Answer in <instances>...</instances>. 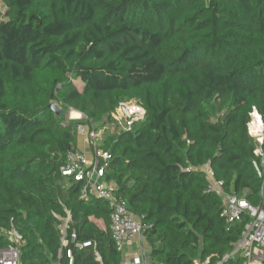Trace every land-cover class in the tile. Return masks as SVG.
<instances>
[{"label":"trees","instance_id":"16d2710c","mask_svg":"<svg viewBox=\"0 0 264 264\" xmlns=\"http://www.w3.org/2000/svg\"><path fill=\"white\" fill-rule=\"evenodd\" d=\"M1 2L0 252L15 229L23 264H68L56 215L69 213L80 240L122 264L107 201L61 175L79 134L63 115L101 124L137 99L146 118L103 140L107 178L145 225L151 264H218L247 219L228 222L200 167L210 163L226 194L260 203L248 125L255 109L264 122V0ZM73 252L94 264L91 249Z\"/></svg>","mask_w":264,"mask_h":264},{"label":"built area","instance_id":"2783aa9c","mask_svg":"<svg viewBox=\"0 0 264 264\" xmlns=\"http://www.w3.org/2000/svg\"><path fill=\"white\" fill-rule=\"evenodd\" d=\"M118 112L123 120V130H130L134 123L146 118V109L137 100L123 101L117 107L114 114ZM255 109L251 114L249 133L255 138L257 148L255 154L258 160L253 165L257 175L262 179L261 201L258 205L251 203L247 198L240 195H228L223 191V183L214 177V171L210 163H206L200 170L206 173L210 181L208 191L218 192L223 197V212L228 222H241L247 219L244 230L234 243L232 251L222 257L218 262L221 264L229 258L241 256L244 264H264V122L260 115L261 123L254 124ZM259 114V113H258ZM88 120V119H87ZM88 126L78 125L79 134H86L91 149V156L81 149L70 150L66 156V163L61 168V175L68 181L83 182L82 195L87 199L102 198L107 201L111 210L110 233L118 251H124L125 245L136 237L143 236L146 230L141 218L130 208L126 199L119 197L118 184L107 178V167L110 163L111 153L102 149L105 133L100 132L92 121L88 120ZM198 169V168H196ZM61 220V248L59 255H63L66 249L68 264H75L73 249H91L95 258L94 264H106L95 240L82 241L78 237L77 230L73 228L71 215L60 217ZM12 243L1 250V264H23L21 261L20 242L21 236L13 229L9 231ZM73 246V247H72ZM123 264H141V260L127 261ZM194 264H210V260H196Z\"/></svg>","mask_w":264,"mask_h":264},{"label":"crops","instance_id":"0c3cea01","mask_svg":"<svg viewBox=\"0 0 264 264\" xmlns=\"http://www.w3.org/2000/svg\"><path fill=\"white\" fill-rule=\"evenodd\" d=\"M81 142L77 143L79 149L87 152L88 156H91V149L89 147V141L86 134H80ZM99 224H104L102 220L97 221ZM101 226V225H100ZM104 228V226H101ZM150 246L145 235L136 237L129 241L122 252V264L127 261L141 260V264H151L149 258Z\"/></svg>","mask_w":264,"mask_h":264},{"label":"rangeland","instance_id":"374dc122","mask_svg":"<svg viewBox=\"0 0 264 264\" xmlns=\"http://www.w3.org/2000/svg\"><path fill=\"white\" fill-rule=\"evenodd\" d=\"M0 11L3 13L5 12V8L3 7V4L0 0ZM137 100V99H132ZM260 116V114H258ZM64 118L67 121H74L76 123L82 124L83 126H88V120L87 118L80 112L74 110V109H68L64 111ZM95 127L102 133L110 134L113 136H117L118 133L123 130V120L119 116L118 112L116 114H112L111 117L107 118L106 121H104L101 124H95ZM79 133V132H78ZM81 142V136L78 134L77 136V143ZM71 183H76V181H70ZM95 196H92L91 199H94ZM99 224V222H98ZM101 226H104V224H99Z\"/></svg>","mask_w":264,"mask_h":264},{"label":"water","instance_id":"95a60500","mask_svg":"<svg viewBox=\"0 0 264 264\" xmlns=\"http://www.w3.org/2000/svg\"><path fill=\"white\" fill-rule=\"evenodd\" d=\"M49 107L57 114L60 115L62 113V109L58 107L55 103H51Z\"/></svg>","mask_w":264,"mask_h":264},{"label":"bare ground","instance_id":"6f19581e","mask_svg":"<svg viewBox=\"0 0 264 264\" xmlns=\"http://www.w3.org/2000/svg\"><path fill=\"white\" fill-rule=\"evenodd\" d=\"M261 118H260V116L258 115V113H256V114H254V124H256V123H261V120H260Z\"/></svg>","mask_w":264,"mask_h":264}]
</instances>
